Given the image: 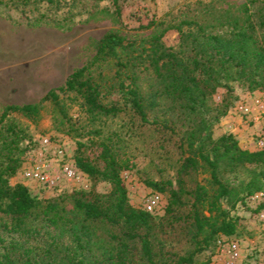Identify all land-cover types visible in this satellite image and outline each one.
Returning <instances> with one entry per match:
<instances>
[{"label":"trees","instance_id":"1","mask_svg":"<svg viewBox=\"0 0 264 264\" xmlns=\"http://www.w3.org/2000/svg\"><path fill=\"white\" fill-rule=\"evenodd\" d=\"M122 1L112 0L115 5ZM30 2L17 1L24 7ZM33 2L58 10L68 1ZM108 61L115 68L111 76L92 71L95 63ZM149 69L154 82L144 91L140 74ZM232 83L247 91L264 89V0H257L243 29L211 33L199 25L180 31L176 48L166 46L160 34L147 44H135L108 32L99 39L91 63L73 70L63 86L42 97L67 118L57 91H73L90 115L124 112L138 126L156 131L162 147L171 143L178 158L175 187L147 183L168 194L162 215L129 202L121 172L132 169L134 160L110 141L97 142L93 155L79 142L74 155V166L94 184H109L105 193L92 186L38 197L22 183L11 185L25 134L4 120L10 110L35 119L40 107L7 105L0 115V213L10 223L1 225L5 235L0 234V264H193L218 237L235 234L236 217L223 204L235 208L263 189L264 148L243 149L232 133L212 137V122L230 107ZM219 88L225 94L211 107L208 99ZM112 91L122 103L103 102ZM201 173L207 175L203 181L197 179ZM230 174L236 183L227 181Z\"/></svg>","mask_w":264,"mask_h":264},{"label":"rangeland","instance_id":"2","mask_svg":"<svg viewBox=\"0 0 264 264\" xmlns=\"http://www.w3.org/2000/svg\"><path fill=\"white\" fill-rule=\"evenodd\" d=\"M0 1V16L12 23L24 24V71L19 70L17 74H24V101L40 107L35 119L27 118L21 111L10 110L4 120L13 121L25 134L19 143V148L24 150L20 153L21 161L15 174L9 177V183H22L38 197L54 195L60 191L46 190L25 179L23 171L40 162L49 164L53 171L62 163L74 165L79 142L87 144V152L93 155L98 152L97 142L110 141L125 148L133 157V168L122 171L121 177L129 202L138 208H143L151 193L158 192L148 186V182H156L167 190L175 187L178 158L171 143L162 147L156 131L138 126V121L124 112L90 115L82 99L73 91H57L67 118L42 97L49 89L63 86L73 70L91 63L99 39L108 32L118 33L135 44H147L153 35L160 34L166 46L176 48L180 31L195 30L199 25L211 33L243 29L257 4V0H126L118 5L112 0H76L73 4L67 0L66 5L56 10L47 8L44 2L35 4L33 0L25 7L20 6L18 0ZM2 67L0 115L8 105L1 97L10 92L16 76L10 66ZM91 69L105 76H111L115 70L111 61L95 63ZM153 82L151 69L140 74L142 90L146 91ZM232 87L230 107L210 127L212 137L232 133L243 149L264 148V89L247 91L237 83H232ZM224 94L225 89L219 88L208 99V104L211 107L220 104ZM103 102L122 103V98L112 91L104 96ZM44 139L48 142L44 143ZM77 170L79 180L64 181L63 190H88L92 186L101 193L109 190L108 183L94 184L85 173ZM206 177V173H201L197 179ZM226 179L230 183L237 182L232 174ZM158 193L162 195L163 206L156 214L162 215L168 194ZM223 205L236 217L235 234L218 237L196 256L193 264L206 261L207 264H264V182L261 191L243 198L235 208ZM9 223L10 217L0 213V234L5 235L1 225ZM231 244L236 248L228 252Z\"/></svg>","mask_w":264,"mask_h":264},{"label":"crops","instance_id":"3","mask_svg":"<svg viewBox=\"0 0 264 264\" xmlns=\"http://www.w3.org/2000/svg\"><path fill=\"white\" fill-rule=\"evenodd\" d=\"M24 57V24H15L0 16V69L4 65L10 66L16 75L13 77L10 92L1 97L8 105L28 103L24 101V74H17L24 71ZM20 88L23 91L18 92L17 89Z\"/></svg>","mask_w":264,"mask_h":264},{"label":"built area","instance_id":"4","mask_svg":"<svg viewBox=\"0 0 264 264\" xmlns=\"http://www.w3.org/2000/svg\"><path fill=\"white\" fill-rule=\"evenodd\" d=\"M48 139H44V143H47ZM25 179L40 185L46 190H63V182H76L79 180L80 173L77 168L70 163H62L59 169L53 171L50 169L49 164L40 162L33 166L26 168L23 171ZM162 195L158 192L151 193L143 204V209L151 213H157L162 209ZM221 244V242H219ZM235 244L228 246V252L234 251Z\"/></svg>","mask_w":264,"mask_h":264}]
</instances>
